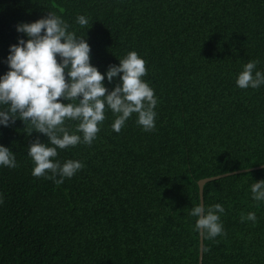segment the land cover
I'll list each match as a JSON object with an SVG mask.
<instances>
[{
  "label": "trees",
  "instance_id": "1",
  "mask_svg": "<svg viewBox=\"0 0 264 264\" xmlns=\"http://www.w3.org/2000/svg\"><path fill=\"white\" fill-rule=\"evenodd\" d=\"M49 10L86 34L102 73L130 50L144 57L155 127L145 131L133 113L117 132L106 108L91 144L58 149L56 159L84 166L55 183L34 176L27 155L48 137L19 118L0 126L17 161L0 165V264H199L188 215L201 203L199 180L264 165V85L235 83L250 59L264 71V0H0V74L9 46L27 39L16 25ZM77 123L66 121L70 131ZM260 179L264 168L205 185L204 204L225 208V234L203 238L202 264H264V201L250 189ZM249 211L256 221H241Z\"/></svg>",
  "mask_w": 264,
  "mask_h": 264
},
{
  "label": "clouds",
  "instance_id": "2",
  "mask_svg": "<svg viewBox=\"0 0 264 264\" xmlns=\"http://www.w3.org/2000/svg\"><path fill=\"white\" fill-rule=\"evenodd\" d=\"M76 23L86 26L89 18L78 14ZM16 29L27 39L21 36L9 46L8 70L0 74V126H9L19 118L31 124L29 134L35 130L48 137L43 142L37 136L27 145L34 176L63 183L80 170L84 165L78 159H56L58 149L91 144L105 119L106 108L115 115L111 127L117 132L133 113L145 131L154 129L158 98L143 79L146 60L136 50L118 57L119 64H110L102 73L90 62L91 45L86 34L80 36L70 30L68 21L56 12L49 10L32 22H19ZM258 63L250 59L241 66L235 81L238 87L264 85V71L257 67ZM118 76L119 81L109 90L105 77L111 83ZM66 121H78L75 131L69 130ZM0 165L17 166L14 151L4 144H0ZM250 189L253 200L264 201V179L256 180ZM224 211L221 203H199L191 207L188 215L197 218L196 232L213 239L225 234L221 220ZM245 220L255 222L256 213L242 214L241 221Z\"/></svg>",
  "mask_w": 264,
  "mask_h": 264
},
{
  "label": "water",
  "instance_id": "3",
  "mask_svg": "<svg viewBox=\"0 0 264 264\" xmlns=\"http://www.w3.org/2000/svg\"><path fill=\"white\" fill-rule=\"evenodd\" d=\"M261 168H264V165L253 167L250 169L236 170L233 172L224 173V174H220L217 176L207 177V178H203V179L199 180L198 185H199L201 203H204V187L208 182L213 181V180H217L219 178H222V177H225L228 175H233V174H237V173H241V172H247V171H251V170H257V169H261ZM203 253H204V239L200 235V263L199 264L203 263Z\"/></svg>",
  "mask_w": 264,
  "mask_h": 264
}]
</instances>
